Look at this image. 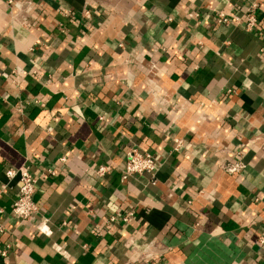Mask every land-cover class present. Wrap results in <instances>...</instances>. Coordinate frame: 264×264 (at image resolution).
I'll return each instance as SVG.
<instances>
[{
	"label": "crops",
	"instance_id": "obj_1",
	"mask_svg": "<svg viewBox=\"0 0 264 264\" xmlns=\"http://www.w3.org/2000/svg\"><path fill=\"white\" fill-rule=\"evenodd\" d=\"M252 4L255 32L216 24ZM130 148L154 182L121 180ZM260 237L264 0H0V264H264Z\"/></svg>",
	"mask_w": 264,
	"mask_h": 264
},
{
	"label": "built area",
	"instance_id": "obj_2",
	"mask_svg": "<svg viewBox=\"0 0 264 264\" xmlns=\"http://www.w3.org/2000/svg\"><path fill=\"white\" fill-rule=\"evenodd\" d=\"M15 9H20L22 7V3L19 2H11ZM257 6L252 4L246 10V12L241 16H228L224 13H218L215 22L218 25L225 24H233L234 26L241 28L243 31L252 33L257 30L258 19L256 16ZM70 15V14H69ZM72 15V14H71ZM74 18H90V12L84 11L81 14H74L72 16ZM3 77H7L5 74ZM19 112L22 109H18ZM178 143V142H176ZM178 145V144H177ZM244 168V165L241 162L229 164L223 163L218 166V170L221 173L225 174H234L238 173ZM108 167L100 166L96 170V175L98 177H102L108 170ZM158 170V161L154 156H151L148 153H142L137 148H130L127 150L125 154V162L122 170L120 171L121 180L126 181L131 177H139L143 175H149L153 182L155 181V176ZM5 176L8 179L17 178L19 181V189L17 196L15 197L12 207L11 213L20 222L28 223L33 220L39 213L38 206L33 201V195L35 191L36 179L32 177L28 171L24 168H20L19 170H8L5 173ZM42 176H51L54 177L55 173L53 170H45L42 172ZM200 193V192H199ZM132 211L126 213L123 217H121V221L124 223L129 222L132 218ZM109 221H114V218H110ZM41 234L46 235V232L41 228H38ZM263 238L260 237L259 243L263 244ZM56 252L61 254L60 248H55ZM4 256V254H2ZM132 264V263H126Z\"/></svg>",
	"mask_w": 264,
	"mask_h": 264
}]
</instances>
